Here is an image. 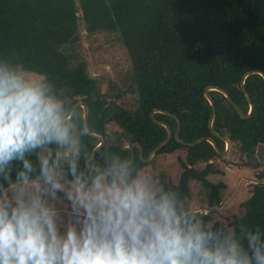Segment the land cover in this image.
Instances as JSON below:
<instances>
[{"label":"trees","instance_id":"trees-1","mask_svg":"<svg viewBox=\"0 0 264 264\" xmlns=\"http://www.w3.org/2000/svg\"><path fill=\"white\" fill-rule=\"evenodd\" d=\"M79 21L89 35L117 34L127 49L132 68L125 93L137 95V107L128 110L114 103L113 121L131 145H141L144 160L168 136L167 129L151 118L154 110L179 118L182 142L212 138L221 152L226 150L225 141L209 127L213 109L205 90L223 89L248 114L250 104L241 82L251 71L264 73V0H78V4L75 0H0V55L46 74L73 107L85 103L93 133L106 138L113 109L101 114L109 101L78 55ZM111 88L114 97L125 94ZM245 89L254 104L247 119L222 93H209L217 110L214 130L252 158L264 146V78L248 76ZM76 113L84 117L82 107ZM154 116L177 131L178 121L172 116ZM86 143L96 147L100 141L91 136ZM108 145L131 152V146L119 141ZM178 151L186 152L185 159H179V182L164 179L188 197L190 183L197 181L209 194V207L218 206L225 185L210 182L208 176L221 173L211 161L223 156L206 140L187 146L175 137L157 155ZM134 152L143 161L138 147ZM200 163L205 168L198 169ZM257 178L251 197L241 205L244 214L237 217L249 226L264 228V169Z\"/></svg>","mask_w":264,"mask_h":264},{"label":"clouds","instance_id":"clouds-1","mask_svg":"<svg viewBox=\"0 0 264 264\" xmlns=\"http://www.w3.org/2000/svg\"><path fill=\"white\" fill-rule=\"evenodd\" d=\"M42 73L0 55V264H264V228L193 210Z\"/></svg>","mask_w":264,"mask_h":264},{"label":"rangeland","instance_id":"rangeland-1","mask_svg":"<svg viewBox=\"0 0 264 264\" xmlns=\"http://www.w3.org/2000/svg\"><path fill=\"white\" fill-rule=\"evenodd\" d=\"M75 1L78 4V0ZM79 34L78 55L86 62L89 75L98 80L101 93L109 102L116 103L124 109H136L137 95L125 93L132 65L127 49L119 36L107 32L89 35L82 21H79ZM111 87H117L118 92L125 94L121 98L114 97L113 93L116 91ZM106 134V144L119 141L123 146H131L128 138L114 121H108L106 124ZM222 156L211 161L221 173L208 176L210 182L225 185V189L221 190V203L211 209L208 205L209 194L197 181L190 183L188 198L193 210L197 212H215L224 217L236 218L244 214L241 205L251 197L253 185L258 182L257 176L264 169V146L257 148L255 157L248 158L240 152L236 143L230 141L228 152ZM185 157V151L156 154L148 161L149 170L154 171L158 177L178 184L182 173L179 159ZM256 164L259 166L255 167ZM205 166V163H200L197 167L203 169Z\"/></svg>","mask_w":264,"mask_h":264},{"label":"water","instance_id":"water-1","mask_svg":"<svg viewBox=\"0 0 264 264\" xmlns=\"http://www.w3.org/2000/svg\"><path fill=\"white\" fill-rule=\"evenodd\" d=\"M252 74H259V75H261V76L264 78V73H263L262 71L255 70V71H251V72L247 73V74L243 77V79H242L241 87H242V89H243V91H244V93H245V95H246V97H247V100H248L249 104H250V109H249V112H248L247 115H245V114L242 112V110L239 108V106H238V105H237V104L231 99L230 95H229L226 91H224L223 89L218 88V87H209V88H207V89L205 90V97L208 99V101L210 102V104H211V106H212V109H213L212 115H211L210 120H209V127H210L211 131H212L217 137H219V138H221V139H223V140L225 141L227 147H226V150H225L224 152H221V151H220V149L218 148L216 142H215L212 138H201V139L197 140V141L194 142V143H184V142H182L181 139L179 138V133H180V129H181V123H180V121H179V118H178L176 115H172V114H170V113L167 112V111H163V110H154V111L151 113V118H152L156 123H158V124L164 126V127L167 129V131H168V136H167V139H166L164 142H162L160 145H158V146L156 147V149L150 154L149 158H148L146 161L148 162V161L152 158V156H155V155L157 154V152H158L160 149H162L165 145H167V144L172 140L173 137H175V138H176L181 144H184V145H187V146H196L197 144H199V143L203 142L204 140H206V141H208L209 143H211V144L213 145V147L216 149V151H217L219 154H221V155H225V154L228 152V150H229L230 140H229L228 138H225V137H223V136H220V135L214 130V128H213V123H214V120H215V117H216V114H217V110H216L215 102H214L213 98L210 96V93H209V92H210V91H218V92L222 93V94H223V95L229 100V102L234 106V108H235L236 111L239 113V115H240L242 118L247 119V118L251 117L252 114H253V112H254V104L252 103V100H251V98H250V96H249V93H248L247 90L245 89V81H246L247 77L250 76V75H252ZM109 106H112V107H113V110L115 111V105H113V104H112V105L109 104V105H106V106L103 108L101 114H103V113L107 110V108H108ZM78 107H82V108H83V111H84V119H85L86 122L88 123V114H89L88 107L86 106L85 103H83V102H78V103H76V104L74 105V107H73V109H74L75 112H76V109H77ZM155 113H164V114L169 115V116H172L174 119H176V120L178 121V129H177V131L174 133L173 130H172V128L170 127L169 124L157 120V119L155 118V116H154ZM92 137L97 138V139H99V141H100V143L96 146L97 149H101V148L105 145V143H106V139H105V137H103V136H101V135H98V134H96V133H93ZM134 147H138V148H139V155H140V158H141L143 161H145L144 158H143V150H142L141 145H140V144H137V143H134V144L131 146V148H130V149H131V153L135 156Z\"/></svg>","mask_w":264,"mask_h":264},{"label":"flooded vegetation","instance_id":"flooded-vegetation-1","mask_svg":"<svg viewBox=\"0 0 264 264\" xmlns=\"http://www.w3.org/2000/svg\"><path fill=\"white\" fill-rule=\"evenodd\" d=\"M109 104H113L114 105V103H111V102H109L107 105H109ZM106 106V105H105ZM109 108H111V109H113V107L112 106H109L107 109H109ZM115 113H116V106H115V111L114 110H112V114H111V116L108 118L109 119V122L110 121H113V116L115 115ZM106 139V138H105ZM106 144V143H105ZM133 145V144H132ZM131 145V146H132ZM131 148V147H130Z\"/></svg>","mask_w":264,"mask_h":264}]
</instances>
